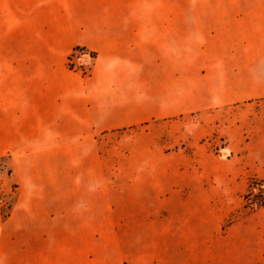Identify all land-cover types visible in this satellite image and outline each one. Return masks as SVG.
I'll use <instances>...</instances> for the list:
<instances>
[{"label": "crops", "instance_id": "crops-1", "mask_svg": "<svg viewBox=\"0 0 264 264\" xmlns=\"http://www.w3.org/2000/svg\"><path fill=\"white\" fill-rule=\"evenodd\" d=\"M76 48L94 54L87 76L67 65ZM257 103L264 0H0V158L16 189L0 264H264L219 250L244 243L219 236L239 204L201 187L198 151L107 190L100 150L106 134Z\"/></svg>", "mask_w": 264, "mask_h": 264}, {"label": "rangeland", "instance_id": "rangeland-1", "mask_svg": "<svg viewBox=\"0 0 264 264\" xmlns=\"http://www.w3.org/2000/svg\"><path fill=\"white\" fill-rule=\"evenodd\" d=\"M77 56L73 58V70L89 73L91 64L78 65ZM230 136L234 142L228 146ZM187 139L195 141L192 149L186 145ZM102 141L100 150L107 163L106 173L112 174L105 182L107 190L120 183L114 180V173H144L165 178V160L176 164L185 152L198 151L195 171L211 176L208 181L203 179L201 187L225 191L227 206L239 204L235 212H219V236H242L244 243L220 244L219 250L264 256V206L251 208L250 201L243 199L249 192L257 193L249 187L252 180L264 182V103L165 118L106 134ZM175 169L171 166L170 171H179ZM10 173L9 160L0 158V223L10 215L15 201L16 189ZM135 184L143 188L153 182L138 180ZM234 223L239 228L228 232Z\"/></svg>", "mask_w": 264, "mask_h": 264}, {"label": "trees", "instance_id": "trees-1", "mask_svg": "<svg viewBox=\"0 0 264 264\" xmlns=\"http://www.w3.org/2000/svg\"><path fill=\"white\" fill-rule=\"evenodd\" d=\"M94 57V54H93ZM73 69L72 67H70ZM81 74L83 76H87L88 73L84 72L83 70H80ZM249 187H253L257 193L252 194V193H247L246 195L243 196V199L245 201L249 200V205L250 207L254 206H264V182L263 181H257V180H252L249 184Z\"/></svg>", "mask_w": 264, "mask_h": 264}, {"label": "built area", "instance_id": "built-area-1", "mask_svg": "<svg viewBox=\"0 0 264 264\" xmlns=\"http://www.w3.org/2000/svg\"><path fill=\"white\" fill-rule=\"evenodd\" d=\"M75 55H78L76 57V61H77L78 65H80V66L91 64L93 61V55L91 52H89L83 48H76L75 50H73L72 54L69 57L68 64H67L69 67L75 68L73 66V58H75Z\"/></svg>", "mask_w": 264, "mask_h": 264}]
</instances>
